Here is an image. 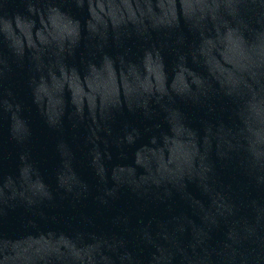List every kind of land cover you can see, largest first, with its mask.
<instances>
[{
	"label": "water",
	"instance_id": "1",
	"mask_svg": "<svg viewBox=\"0 0 264 264\" xmlns=\"http://www.w3.org/2000/svg\"><path fill=\"white\" fill-rule=\"evenodd\" d=\"M0 264H264V0H0Z\"/></svg>",
	"mask_w": 264,
	"mask_h": 264
}]
</instances>
